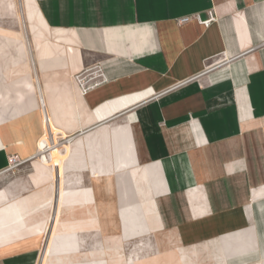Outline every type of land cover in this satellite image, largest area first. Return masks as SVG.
<instances>
[{"label":"crops","instance_id":"obj_1","mask_svg":"<svg viewBox=\"0 0 264 264\" xmlns=\"http://www.w3.org/2000/svg\"><path fill=\"white\" fill-rule=\"evenodd\" d=\"M0 3L22 24L0 37V104L34 110L1 129L0 171L52 149L29 185L0 188V264H46L44 232L47 264L81 263L52 248L89 232L105 238L97 264H129L123 224L154 264H264V0ZM210 9L209 27L178 23ZM97 67L105 82L83 94L75 74Z\"/></svg>","mask_w":264,"mask_h":264},{"label":"rangeland","instance_id":"obj_2","mask_svg":"<svg viewBox=\"0 0 264 264\" xmlns=\"http://www.w3.org/2000/svg\"><path fill=\"white\" fill-rule=\"evenodd\" d=\"M14 32L15 33L22 32V24H21V21L19 18L18 8H16V10L12 9V8L9 9V8H7V5L4 6L3 4L0 3V37L4 38V36H2L3 33H14ZM0 63H1V60H0ZM22 63L20 64L19 67H21L23 69V67L26 64L24 62H22ZM4 64H6V71L7 72H9L10 70L11 71L13 70V72H14L17 69V66L14 67V69L12 68V64L9 62L8 56L4 57ZM1 69L2 68H0V103L2 102V96L4 95V94H2V85H1L2 81L1 80H2V76L5 75V72L3 71V73H2ZM32 69H33V67H32ZM23 75H24V73L22 72L21 76L18 77L19 79L18 78H16V79H18V81L22 80V82H23ZM12 81H14V79ZM8 86H9V84H8ZM9 87H10V93L8 96L11 97L13 95L14 91L18 88V86L15 87L14 82H11V85ZM36 87H37V92L40 91L39 84ZM35 96L37 98L36 94H35ZM27 98L29 99V97H27ZM38 104H39V102H38ZM29 111L27 110L25 112H22L21 114L15 115L14 117H10L9 116V112H10L9 107L1 106V104H0V132H2L1 129L3 127H5L8 123L10 125H17V123L19 121L26 119L27 115H28L27 116L28 118L25 121H29V123L32 124L34 119H33V116L31 114L34 110L32 108V110H29ZM39 136H41V135H39ZM60 139L61 138H59V143H63L64 140H60ZM49 148H50V146H49ZM12 155L13 154H11L8 157L9 163L4 169H6L9 166L10 157ZM36 158L43 161L38 156ZM36 158H34L32 161H28V162H25V160L22 159V163H20V165H17L15 167L11 168L7 172H3L0 175V188L1 189L6 188L9 191H15V190L17 191L20 188V186L24 187L25 184L29 185L28 177L33 172L32 162L35 161ZM47 161H49V160H47ZM43 162H45V161H43ZM49 163H50V161H49ZM3 170H1V171H3ZM32 186L33 185H30V187H28V189H26V190L31 191L33 188ZM56 188H57V191H59V186H57ZM119 219H120V217H119ZM119 219H118V222H119ZM121 219L124 223L123 215H122ZM105 222H106L107 227H108V225L110 224L109 223L110 217H107ZM126 228L127 227L125 226V224H123V227L120 228V226H119V228L117 230H114V232L122 234L125 237V241L123 242V251L125 253V258L128 261V263L129 264H136L139 262H141V263L151 262V264H154L155 259H156L155 254L158 252V249H155L154 246H151L149 244L147 246V244L145 243L146 241H145L144 236H142L138 233L129 234V232L126 231ZM109 232H112V230L106 231V233H109ZM57 238L58 237L55 236L51 239L50 246L52 245L53 240H56ZM104 241H105V238L99 236L97 232H89V233L84 234L83 236H82V233H78V236L76 238H69L68 239L69 244L61 245V247H59V248L55 245L52 248V256L53 257L55 256L54 259H57L58 256H60V255L67 254L69 252L71 253V252L77 251V252H80L82 255L80 258L81 263L78 262L76 264H97L94 261V258L102 250ZM40 244L41 245H40V249H39V254L41 257L43 256L46 259V264H47L48 256H47V254L42 253V247H44L46 244L45 232L40 237ZM43 244H44V246H43ZM50 250H51V248H50ZM50 250H49V254H50ZM159 259L160 260L157 261V264H166V263H168V261L173 264V262H172L173 257L172 256H170V258H168V261H164V262L161 260V257ZM54 264H57V263L55 262Z\"/></svg>","mask_w":264,"mask_h":264},{"label":"built area","instance_id":"obj_3","mask_svg":"<svg viewBox=\"0 0 264 264\" xmlns=\"http://www.w3.org/2000/svg\"><path fill=\"white\" fill-rule=\"evenodd\" d=\"M191 20H197L199 21L201 24H203L206 27H209L211 24H213L216 20H217V14L215 12L214 9H210L208 10V17L203 19L200 14L196 13L193 15H185L183 17H180L178 19V23L179 24H185ZM229 59H225L224 61L213 65L212 67H210L209 69H213L216 68L224 63H226ZM75 79L82 91V93H87L88 91L94 89L95 87L101 85L102 83L105 82L106 77L101 69V67H97L95 70H84L81 71L77 74H75ZM20 163H22V159L17 155V154H13L10 157V164L9 166L4 169L3 171H1L0 173L3 172H7L9 171L11 168L20 165Z\"/></svg>","mask_w":264,"mask_h":264},{"label":"bare ground","instance_id":"obj_4","mask_svg":"<svg viewBox=\"0 0 264 264\" xmlns=\"http://www.w3.org/2000/svg\"><path fill=\"white\" fill-rule=\"evenodd\" d=\"M63 137H66V136H63ZM59 138L60 137H58L57 147H59V149H60V151L62 153V160H63V155H64V157L66 156V154L68 152V147L70 146V144L65 143L64 145H62L63 143H59ZM39 151L40 152L37 155L38 157H40L43 161H45V158H46L47 160H49L50 162H52V153H51L52 152V149H51V147L50 148L49 147H44L42 149L40 148ZM0 175H1V173H0Z\"/></svg>","mask_w":264,"mask_h":264},{"label":"water","instance_id":"obj_5","mask_svg":"<svg viewBox=\"0 0 264 264\" xmlns=\"http://www.w3.org/2000/svg\"><path fill=\"white\" fill-rule=\"evenodd\" d=\"M30 55L32 56V50H31V54Z\"/></svg>","mask_w":264,"mask_h":264}]
</instances>
